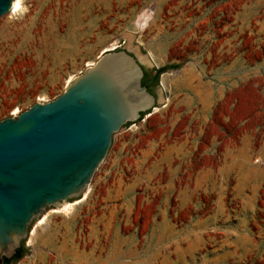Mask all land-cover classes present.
<instances>
[{
    "label": "rangeland",
    "instance_id": "obj_1",
    "mask_svg": "<svg viewBox=\"0 0 264 264\" xmlns=\"http://www.w3.org/2000/svg\"><path fill=\"white\" fill-rule=\"evenodd\" d=\"M120 50L147 72L178 68L70 210L32 223L13 264H264V171L232 193L190 154L194 134L221 146L245 126L264 131V0H20L0 18V121Z\"/></svg>",
    "mask_w": 264,
    "mask_h": 264
},
{
    "label": "water",
    "instance_id": "obj_2",
    "mask_svg": "<svg viewBox=\"0 0 264 264\" xmlns=\"http://www.w3.org/2000/svg\"><path fill=\"white\" fill-rule=\"evenodd\" d=\"M15 0H0V18ZM145 69L126 50L106 52L54 100L0 121V260L11 259L32 223L81 198L112 138L158 104Z\"/></svg>",
    "mask_w": 264,
    "mask_h": 264
},
{
    "label": "crops",
    "instance_id": "obj_3",
    "mask_svg": "<svg viewBox=\"0 0 264 264\" xmlns=\"http://www.w3.org/2000/svg\"><path fill=\"white\" fill-rule=\"evenodd\" d=\"M243 114L248 117L251 113H247L246 110ZM202 135L198 133L192 137L190 153L192 162L197 163L201 158L211 162L200 166L197 175L206 173L213 181H216V176L218 175V185L220 187L230 188L232 193H237L241 185L247 181L249 173H263L264 165L255 166L253 164V159L255 158L261 161L264 159L263 130L258 131L256 129L253 132L245 126L243 129L241 128L237 135L226 136V142L221 146H218V140L215 135L207 136L205 138L207 139V144H201ZM182 143L184 144L185 142Z\"/></svg>",
    "mask_w": 264,
    "mask_h": 264
},
{
    "label": "trees",
    "instance_id": "obj_4",
    "mask_svg": "<svg viewBox=\"0 0 264 264\" xmlns=\"http://www.w3.org/2000/svg\"><path fill=\"white\" fill-rule=\"evenodd\" d=\"M177 68L178 66L176 65H169L154 69L152 72L144 71V76L142 78L141 84L142 86H145L147 90L151 93L150 87H156L159 84V78L162 74L170 70H176ZM146 114L148 113L141 114L139 121L142 120ZM130 125L132 124L128 123L124 127L127 128ZM26 254L27 249L25 248V241H22L21 246L19 249H17L15 255L11 259H3L2 261H0V264H13L21 260Z\"/></svg>",
    "mask_w": 264,
    "mask_h": 264
},
{
    "label": "bare ground",
    "instance_id": "obj_5",
    "mask_svg": "<svg viewBox=\"0 0 264 264\" xmlns=\"http://www.w3.org/2000/svg\"><path fill=\"white\" fill-rule=\"evenodd\" d=\"M20 7V0H15L13 8H12V13H15ZM70 210V205H64L60 211L68 212ZM57 212V211H56ZM59 212V210H58ZM44 221V219L41 221V223Z\"/></svg>",
    "mask_w": 264,
    "mask_h": 264
},
{
    "label": "flooded vegetation",
    "instance_id": "obj_6",
    "mask_svg": "<svg viewBox=\"0 0 264 264\" xmlns=\"http://www.w3.org/2000/svg\"><path fill=\"white\" fill-rule=\"evenodd\" d=\"M154 88H155V87H150V91H151V93H154Z\"/></svg>",
    "mask_w": 264,
    "mask_h": 264
}]
</instances>
